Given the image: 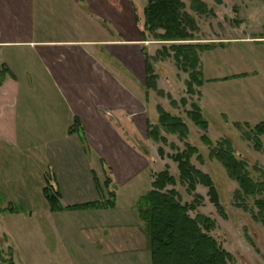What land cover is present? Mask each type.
Returning <instances> with one entry per match:
<instances>
[{
	"label": "crops",
	"instance_id": "crops-1",
	"mask_svg": "<svg viewBox=\"0 0 264 264\" xmlns=\"http://www.w3.org/2000/svg\"><path fill=\"white\" fill-rule=\"evenodd\" d=\"M103 4L105 0H0V147L13 151L19 166L29 169L24 178L16 176L23 189L35 184L43 195L46 176L52 175L63 206L55 213L101 200L97 184L106 179L101 172L109 171L115 207L75 212L114 215L120 213L122 198L131 201L123 221L103 220L106 224L84 229L102 256L113 261L124 254H150L134 206L143 195L137 186L147 170L152 189V165L150 154L135 143L147 140V124L155 122L152 93L145 89V42L139 35L110 37L108 25L101 29L94 22L99 15L113 23ZM263 67L260 61L259 79ZM262 99L259 93L260 112Z\"/></svg>",
	"mask_w": 264,
	"mask_h": 264
},
{
	"label": "rangeland",
	"instance_id": "rangeland-1",
	"mask_svg": "<svg viewBox=\"0 0 264 264\" xmlns=\"http://www.w3.org/2000/svg\"><path fill=\"white\" fill-rule=\"evenodd\" d=\"M191 1L182 0L185 11L192 16L197 28L189 31L193 40L177 44L203 46L199 51L203 85L194 86V94H188L189 72L179 69L175 60L162 51L163 46L169 47L171 43L157 41L150 34L144 41L140 34L144 29L143 10L148 0H105L103 7L109 6L113 23L110 25L106 22L103 15H99L100 19L94 22L101 29L108 25L110 29L105 28V31L110 37L136 38L139 35L138 38L145 42L144 54L148 56L158 75V88L164 91V96H160L157 91L148 90V95L152 93L153 122H157V107L161 106L166 111L181 116L188 123L190 135L186 142L196 146L203 156V161L194 156L192 163L212 178L226 218L211 202L207 188L198 185L195 192L190 193L180 182L178 164L172 159V155L176 149L183 150L185 142L180 141L177 136L167 134L166 145L148 138L135 143L138 149L150 154L153 180L156 174L168 169L177 183L176 186L167 188L178 191L182 203L193 202L195 193L202 196L200 201H194L199 203V207L196 212H190V215L195 217L196 213H202L215 221L216 227L210 234L233 256L236 264H264V226L255 222L250 212L235 206L233 195L238 188L237 182L230 179L220 162L210 157V148L200 140L202 132L186 114V110L190 109L189 104L197 102L208 121L207 134L213 142L222 138L230 139L236 155L247 161L253 177H261V171L264 172V153L258 151L253 142L243 134L250 133L259 123V116L264 118V112L259 111V93L264 101V73L259 79V62L264 63V46H259V38L264 37V0H199L211 9L210 13H201L191 6ZM64 27L67 28L63 25ZM84 30L80 31L85 34L87 31ZM168 94L177 106L171 104L166 97ZM184 97L189 99L186 107L180 105ZM260 109L264 110V106ZM261 138L264 141V136ZM171 144H175L176 149ZM85 147L90 153L91 149L86 142ZM1 150L0 264L10 257L16 264H151L150 254H124L113 261L102 256L84 230L97 223L103 224V220L123 221L120 218L126 216L122 212L131 211L132 208L126 203L129 199L122 198L117 206L120 213L113 212L114 215L109 213L84 217L75 210L51 212L40 186L35 187L34 184L23 189L20 184H16V176L24 178L29 169L23 170L19 166V160L15 157L17 155L12 154L13 151ZM97 167L100 172V166ZM106 175L101 172L102 178H106ZM149 178L150 172L147 170L137 186L140 194L150 191ZM103 184L101 183L104 189ZM139 220L141 221L140 216Z\"/></svg>",
	"mask_w": 264,
	"mask_h": 264
},
{
	"label": "trees",
	"instance_id": "trees-1",
	"mask_svg": "<svg viewBox=\"0 0 264 264\" xmlns=\"http://www.w3.org/2000/svg\"><path fill=\"white\" fill-rule=\"evenodd\" d=\"M191 6L199 9L201 13H210L206 4L199 0H192ZM208 10V11H207ZM144 12V29L141 31L143 40L149 34L157 41L170 42L171 45L163 46L162 51L166 56H171L179 69L189 72L188 94H194V86L203 85L201 60L199 51L201 45L177 44L182 41L193 40L189 31L196 29L194 19L185 11L182 0H148ZM146 55V54H145ZM146 84L148 90L157 91L164 96V91L157 85L158 75L146 55ZM173 106L177 103L168 94ZM189 99H181L180 105L186 107ZM190 109L186 110L187 117L202 134L200 140L207 145L211 158L217 160L225 168L230 179L238 184L233 199L235 206L250 212L255 222L264 226V172L261 177H253L247 161L236 155L233 143L228 138H222L216 143L208 136V121L204 118L203 110L197 102H191ZM158 120L155 124L148 122L147 138L157 143L166 145L167 134L175 135L180 141L185 142L183 150L176 149L172 159L178 164L179 180L192 193L198 185L208 189V196L220 214L226 218L224 206L221 204L218 192L209 174L203 172L192 163V158L203 161L199 149L186 142L190 135L188 123L181 117L166 111L158 106ZM250 127L249 123H246ZM239 126V125H237ZM240 129V126H239ZM247 140L253 142L258 151L264 153V122L256 124L250 133H244ZM83 142L84 135L81 133ZM104 189L97 184L101 200L94 203L67 207L69 210L83 209H113L115 207L116 193L113 180L109 171L106 173ZM46 186L43 195L52 212L63 210L60 203V194L55 186L52 175L46 176ZM177 180L168 169L156 174L152 189L137 200V210L145 231L150 240L151 264H236L233 256L227 252L210 232L216 227L213 219L202 213L195 217L190 212H196L202 196L194 194V201L182 203L179 192L168 186H176ZM107 190V194L104 193ZM107 195V196H106ZM12 210V209H10ZM3 264H16L12 257L4 259Z\"/></svg>",
	"mask_w": 264,
	"mask_h": 264
}]
</instances>
